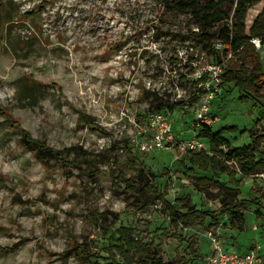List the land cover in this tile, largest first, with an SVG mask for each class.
I'll use <instances>...</instances> for the list:
<instances>
[{
    "label": "rangeland",
    "instance_id": "obj_1",
    "mask_svg": "<svg viewBox=\"0 0 264 264\" xmlns=\"http://www.w3.org/2000/svg\"><path fill=\"white\" fill-rule=\"evenodd\" d=\"M6 12L14 21L0 22V264H129L115 248L121 228L136 244L134 262L144 248L163 264H206L212 234L240 253L259 245L264 264V173L235 178L241 229L226 215L216 227L187 225L167 217L165 202L218 213L224 191L205 181L232 178L177 149H139L159 102L169 103L162 112L177 138L193 134L197 72L216 57L191 40L190 15H160L161 0H0V19ZM255 51L261 94L243 99L225 86L211 112L212 131L235 128L223 133L231 148L250 145L251 130L264 134V44ZM23 131L60 158L38 159Z\"/></svg>",
    "mask_w": 264,
    "mask_h": 264
},
{
    "label": "trees",
    "instance_id": "obj_2",
    "mask_svg": "<svg viewBox=\"0 0 264 264\" xmlns=\"http://www.w3.org/2000/svg\"><path fill=\"white\" fill-rule=\"evenodd\" d=\"M262 0H161L162 13L171 20L173 16L188 14L194 20L197 31L190 32V38L197 49L206 56H215L216 64L220 63L221 55L214 50V43L219 41L224 44V56L235 52V60L229 61V67L225 68L224 87L234 85L239 91L241 98L251 99L260 95L263 88V74L261 64L256 55L254 47L248 42L251 38H264V7L255 17L253 24L246 28L245 17L248 10L258 5ZM6 14V15H5ZM0 19L1 24L12 23V16L6 12ZM29 17V15H27ZM242 61L239 62V60ZM232 65V67H230ZM247 67V68H246ZM230 87V86H229ZM170 106L167 101L159 102L154 108L155 112H162ZM264 111V110H263ZM224 131H235L233 127L222 128L219 131H212L211 128L200 130L199 137L207 139L209 143L208 151L198 153H186L191 156V164L197 166L203 171H207L211 166L213 172L227 173L232 178L230 185L213 181L212 176L205 182H214L224 191L220 195V211L213 213L210 211L191 210L180 212L171 204L165 202L166 215L173 222H182L183 224H202L206 219L210 221L209 226L216 227L221 216L228 217L230 227L238 226L241 229L244 223V217L240 209L243 204L232 202L233 195L239 193L235 179L237 174L241 177H253L264 173V159L261 157L256 160L264 146V134L256 130L250 131L251 144L242 148H231L230 143L223 137ZM21 142L23 145L35 149L37 158H60V154L44 146V144L33 140L30 135L23 131ZM234 165L236 170L231 169ZM134 186V184H131ZM235 185V187L231 186ZM149 194L156 193V190L142 187ZM117 239V249L119 255L128 259L129 264H163L155 255L149 254L144 248H140L137 254V261L129 256V251L136 244L129 237V229H119Z\"/></svg>",
    "mask_w": 264,
    "mask_h": 264
},
{
    "label": "built area",
    "instance_id": "obj_3",
    "mask_svg": "<svg viewBox=\"0 0 264 264\" xmlns=\"http://www.w3.org/2000/svg\"><path fill=\"white\" fill-rule=\"evenodd\" d=\"M259 14L256 6L250 8L245 17L246 27H250L255 17ZM194 31H197L195 29ZM255 50H260L264 44V38H251L248 41ZM214 50L221 55L220 63L206 65L197 72L195 80L198 81V88L201 90L200 99L196 104L194 119L190 122L188 130L192 131L189 138H177L172 130V124L167 116L168 113L154 112L146 117V125L151 133L150 138H145L139 143L141 152L151 153L155 151H164L168 149H177L181 154L198 153L204 149V144L198 139L195 131L203 128H211L215 122L212 116V108L224 93V77L226 63L235 60V52L228 53L224 56L225 46L217 41L214 44ZM211 239V252L206 258V264H256L259 262L261 247L255 245L246 252H238L236 249H225L216 237Z\"/></svg>",
    "mask_w": 264,
    "mask_h": 264
},
{
    "label": "crops",
    "instance_id": "obj_4",
    "mask_svg": "<svg viewBox=\"0 0 264 264\" xmlns=\"http://www.w3.org/2000/svg\"><path fill=\"white\" fill-rule=\"evenodd\" d=\"M223 94H224V93H223ZM222 97H223V96H222ZM222 97H221V98H222ZM221 98H220V99H221ZM220 99H219V100H220ZM215 106H216V105H215ZM218 107H219V105H217V107H215V108H218ZM217 120H218V119H216L215 122H216ZM215 122H214V123H215ZM214 123H213V125H214ZM213 125H212V127H213ZM212 127H211V129H212Z\"/></svg>",
    "mask_w": 264,
    "mask_h": 264
}]
</instances>
